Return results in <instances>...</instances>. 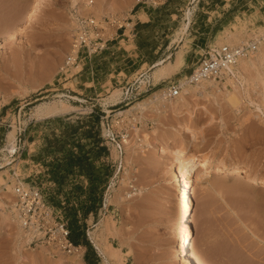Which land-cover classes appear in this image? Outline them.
<instances>
[{
  "label": "rangeland",
  "instance_id": "1",
  "mask_svg": "<svg viewBox=\"0 0 264 264\" xmlns=\"http://www.w3.org/2000/svg\"><path fill=\"white\" fill-rule=\"evenodd\" d=\"M138 1L0 0V166L6 157L10 163L0 177L11 185L8 192L0 183V264H191L176 251L184 209L195 234L189 254L195 250L205 264H264V186L198 173L189 209L184 187L170 177L173 152L189 146V155L264 179V61L240 69L246 105L239 109L225 81L203 95L182 91L184 107L178 97L137 108L188 77L207 48L224 46L225 31L244 33V43L230 46L259 37L264 0ZM87 7L114 9L97 20L120 17L134 31H111L106 54L62 72L76 17ZM179 52L185 62L156 81L155 66ZM57 101L69 110L35 115L38 105ZM17 179L45 193L82 246L78 255L20 237L10 213Z\"/></svg>",
  "mask_w": 264,
  "mask_h": 264
},
{
  "label": "built area",
  "instance_id": "2",
  "mask_svg": "<svg viewBox=\"0 0 264 264\" xmlns=\"http://www.w3.org/2000/svg\"><path fill=\"white\" fill-rule=\"evenodd\" d=\"M144 1L139 0L138 5L144 4ZM76 22L72 50L61 69L62 72L77 68L85 60L88 67L94 58L106 54L114 41L108 37L111 31L116 30L118 34L119 31L126 32L127 28L131 29L130 31H134L135 28L120 17L112 16L99 21L92 13L80 12ZM124 35L125 33L122 36ZM263 39L264 37H257L242 46L224 45L207 48L197 68L188 77L166 86L160 96L166 102H170L181 95L185 86L198 85L206 81L222 82L242 57L257 51ZM13 192L18 221L31 235V244L47 246L70 256L80 253L82 246L73 239L68 225L41 189L25 187L17 179Z\"/></svg>",
  "mask_w": 264,
  "mask_h": 264
},
{
  "label": "bare ground",
  "instance_id": "3",
  "mask_svg": "<svg viewBox=\"0 0 264 264\" xmlns=\"http://www.w3.org/2000/svg\"><path fill=\"white\" fill-rule=\"evenodd\" d=\"M82 10L83 11H81V14L92 13L97 18H101L102 14H105L107 12H113V14H114V12H116L114 9H108V10L106 9V11H104L105 9L99 11L100 10L99 9V10L95 11V9L84 8ZM36 12H37V9H36ZM36 12L34 10V12L28 17L29 23L32 19H34ZM186 17H187V14H186ZM184 28H185L184 30H186V28H187L186 25L184 26ZM260 34L261 35L259 37H264V31L261 32ZM243 38H244V33L242 35V32L240 33L237 30L235 31V29L234 30H227L221 35V39L219 40V44H225V45L230 46V45H234L235 43H244ZM191 45H192V43L188 39L186 41V45H185L188 48V50H191L193 48ZM255 53H256V55H255L254 59L249 58L248 55L242 57L239 60L238 64L234 68H232L229 71V73L226 74V76L223 80V81H225L226 84H229L232 86V88H234V90L231 91L230 93H228L229 92L228 91L227 92L228 95H226V96L229 99V102L233 106H235L237 109H239L242 105H246L245 100H244V96H243V92H242V89H243L242 86H243V83L245 82V78L241 75L240 69L246 70V69H249L251 67H256L257 64L262 63L264 61V39L261 41V43H260V45H259V47ZM173 59H174L173 62H167V63L161 62L160 64L155 66V71L153 72V76H154V79L156 81L160 80V79L162 80L163 78H166V76L167 77L170 76L172 73H174L175 68H177V67L179 68L186 60L182 52H179L177 54V56ZM236 78H239V80ZM234 79L239 81V83H238L240 85L239 87H238V84H236L234 82ZM217 84H219V82L206 81V82H204L202 84H198V85L185 86L183 88V91H186V93H188L190 91V92H193L196 94L200 93L203 95V93L206 91H209L210 88H213L214 86L217 87ZM225 87H226V85H225ZM219 90H220V88H219ZM219 92H222V91H219ZM118 96H119V93H115L113 97L117 98ZM154 98H155V101L149 100L146 103L144 102V103L140 104L137 108H139L141 110V112H143L145 108H148L150 106L152 107V106L156 105L157 102H160V103H158L159 106L162 104L161 101L164 103H168V102H166L165 99H163L162 96L156 95ZM183 101H184L183 96L179 97L177 100V102H179L180 104L182 103L181 104L182 107H184L183 104L185 102V101L184 102ZM173 103L176 104V101ZM179 103H177V104H179ZM68 106L66 105L65 101L42 103L36 107L35 115L37 117H50V116L58 115V114L67 112L69 110ZM156 112H157V110H156ZM158 114H160V113H158ZM187 131L191 132V130L189 128ZM191 133H193V132H191ZM143 137H144L143 138L144 140H142L143 142L145 141L146 143H148L150 141V137L148 135H146V136L144 135ZM193 138H194V140L196 139L195 134H194ZM8 142L10 145L9 146L10 152L11 153L15 152L16 147H17L16 146L17 138H16V130L15 129L9 133ZM124 144L128 145L129 144L128 140L125 139ZM189 151H190L189 146H187L183 149H178V150H175L173 152V156L175 159H174V166H173L171 174H170L171 181H176L177 186L184 187V189L182 190L183 194L181 195L182 196V198H181L182 205L188 207L189 209H191V190L193 188L194 178L198 173H200V175L205 176V175L210 174L212 171H214L216 174H228L234 180H240L243 178L244 180L247 179L248 181H251V182L258 184L261 187L264 186V179H259L257 176L249 173V171H247L244 167L232 168L229 165H225L223 163H215L211 159H208V158L199 159L197 156L189 155ZM162 152L165 153L166 149H163ZM7 158L8 157L5 158L6 163L4 165L2 164L3 166L1 165L2 166L1 169L7 167L10 164L9 159H7ZM3 173H5V172H3ZM1 174L2 173H0V175ZM182 180H184V182H182ZM0 183H3L2 186L8 192H10L11 185H9V183H7L4 178L0 179ZM22 185H24L25 187H28L27 184L22 183ZM12 204H13L12 209H11L12 211H10V213H12L11 220L14 222V225L16 224L18 226V229L20 231V237L25 238L26 239L25 241L27 243H30L31 239H32L31 235L28 234L21 227V225L18 221V218H17L15 203L13 202ZM182 209H183V206H182ZM10 213H8V214H10ZM185 215H186V211L184 209L183 214L181 215L182 220L184 222V227L182 226L183 225L182 224L181 230L183 232L182 234H184V235H183V238H181V241L177 243L176 251L179 254V258H182L183 260H190L189 262L191 264H205L206 262L202 261V259L200 258L201 256L199 257L198 252H196L195 250H194V252L191 251V253L189 254V249H191V246L193 245L194 240H195L194 239L195 234H194V230H193V227L191 225L190 220L187 219V217ZM42 250H47V249H42ZM53 253H54V251H53ZM199 255H200V253H199Z\"/></svg>",
  "mask_w": 264,
  "mask_h": 264
}]
</instances>
